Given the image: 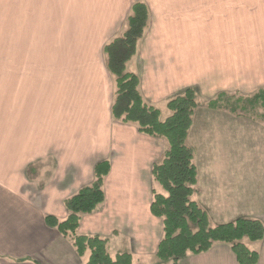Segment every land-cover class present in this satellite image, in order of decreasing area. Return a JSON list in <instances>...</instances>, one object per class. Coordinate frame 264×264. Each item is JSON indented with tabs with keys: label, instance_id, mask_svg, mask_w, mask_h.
I'll use <instances>...</instances> for the list:
<instances>
[{
	"label": "crops",
	"instance_id": "crops-1",
	"mask_svg": "<svg viewBox=\"0 0 264 264\" xmlns=\"http://www.w3.org/2000/svg\"><path fill=\"white\" fill-rule=\"evenodd\" d=\"M136 2L147 6L148 22L125 71L137 76L144 103L159 111L161 121L170 116L168 100L187 88L207 101L219 93L247 92L240 84L244 85L243 72L247 76L246 71L254 68V57L239 54L237 28L223 27L227 18L222 12L213 13V17L190 14L183 6L189 8L191 0H0V9H8V20L21 21L24 35L27 30L43 29L47 20H52L48 23L68 25L75 38L61 49L54 46L60 52L55 61L66 63V67L75 63L71 70H60L59 85L63 74L71 79L74 96L70 105L59 98V117L32 131L26 120L29 104L24 102L26 119L16 128L12 116L6 140L1 141L6 148L0 149V264H80L72 246L45 225L44 217L65 219L64 201L91 185L94 167L102 161L110 163L104 202L92 214L82 216L78 234L106 238L114 255L130 254L132 261L133 257L155 256L163 229L161 221L151 215L150 203L152 191L161 193L162 189L153 181L151 169L162 161L168 146L163 139L139 133L136 125L112 118L114 78L106 69L103 54L106 44L125 33L126 19ZM222 4L226 0H221ZM164 6L166 13L158 9ZM18 9H23L21 20ZM203 22L215 27V37H192L191 25L201 29ZM259 62L264 68V55ZM193 130L192 119L186 146L193 152L197 173L193 201L204 204L218 189L225 199L247 200L245 176L230 179L232 193L226 192L222 179L216 188L213 183L220 178L209 176L214 170L247 173L242 168H207L200 173L195 164L193 145L198 141ZM244 218L264 226V215ZM243 243L258 253L257 264H264V239ZM181 264L237 262L228 245L214 244L206 253L188 255Z\"/></svg>",
	"mask_w": 264,
	"mask_h": 264
},
{
	"label": "rangeland",
	"instance_id": "rangeland-1",
	"mask_svg": "<svg viewBox=\"0 0 264 264\" xmlns=\"http://www.w3.org/2000/svg\"><path fill=\"white\" fill-rule=\"evenodd\" d=\"M158 9L166 13L168 8L164 6ZM183 9L202 17L206 14L213 17L221 15L219 13L222 12L224 18H227L223 27L238 30L239 54L254 57V68L246 71L247 76L245 71L243 72L244 85L240 84L247 92L227 94L248 97L259 90L264 91V68L259 62L260 56L264 55V0H226L225 5H221V0H191L189 8L183 6ZM22 11L23 9H18L19 20L22 18ZM49 21L52 20H47L43 29L27 30V34L24 35L21 21H9L8 9H0V149L6 148L5 142L3 144L1 141L6 140L7 129L11 124L10 118L14 117L16 128L26 119L23 118L22 111L27 107L24 102L29 104L26 120H29V126L33 131L43 123H53L54 118L59 117V98L70 105L74 96L70 76L66 77L63 74L61 85L59 81L62 69L71 70L75 63L66 67V63L55 61L56 55L60 52L55 51L54 46L57 45L61 49L68 43H73L75 38H72L71 30L66 28L68 25L64 22L48 23ZM201 24V29L191 25L192 37L196 35L209 39L216 36L218 31L213 25L205 22ZM216 96L207 101L197 95V108L192 117L193 133L198 141L197 145H193L195 164L200 173H205L207 168H242L247 173L223 174L214 170L215 174L209 176L220 178L213 183L216 188L220 186L219 182L222 179L221 184L225 186L227 193H232L230 179L245 176L248 178L245 183L249 184L247 186L249 191L245 192L249 194V198L242 202L231 197L225 199L221 189L215 191L213 197L212 194L209 195L204 204L200 203L198 206L209 217L208 224L211 227L223 222H233L244 216L256 218L264 215V120H256L252 115L239 111L237 114H231L224 109L209 110L207 103ZM62 108L64 109L63 105ZM246 212L250 215H246ZM191 229L195 231L196 227L191 226ZM76 234L84 236L78 234V229ZM64 240L71 245L67 238ZM109 249L107 243L108 255L114 259L117 254L114 255L113 250ZM74 254L76 255L75 251ZM88 255L89 253L83 257L77 255L76 257L80 264H85ZM133 258L132 264H171L160 262L155 256L143 260ZM181 263L182 261L179 262Z\"/></svg>",
	"mask_w": 264,
	"mask_h": 264
},
{
	"label": "trees",
	"instance_id": "trees-1",
	"mask_svg": "<svg viewBox=\"0 0 264 264\" xmlns=\"http://www.w3.org/2000/svg\"><path fill=\"white\" fill-rule=\"evenodd\" d=\"M148 22V9L143 2L131 6L126 19L125 33L106 44L103 54L106 69L114 78V99L111 116L122 124L136 125L139 133L163 139L167 150L160 163L154 164L151 176L162 193L152 191L150 213L162 223V238L155 257L160 262L178 264L188 255L206 253L214 244L228 245L237 264H257L258 253L242 242L257 243L264 239V226L258 220L240 218L233 222L210 227L207 214L194 202L197 173L193 152L186 146L192 117L197 108V93L187 88L166 103L170 116L160 120L156 108L144 103L136 75L126 73L127 63L135 56L138 41L143 37ZM209 110L224 109L231 114L238 111L264 120V91L243 97L219 93L207 103ZM110 163L102 161L94 167L93 182L64 201L67 217L58 220L45 216L44 223L71 242L79 257L89 253L85 264H132L131 255L117 254L112 259L107 252V240L99 236H78L81 217L92 214L104 202V180ZM191 226H195L193 231Z\"/></svg>",
	"mask_w": 264,
	"mask_h": 264
}]
</instances>
